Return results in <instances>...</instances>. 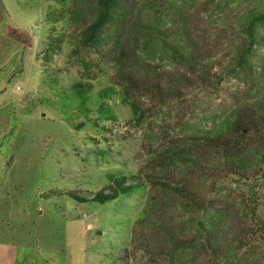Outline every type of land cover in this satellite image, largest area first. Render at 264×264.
<instances>
[{"label": "trees", "instance_id": "obj_1", "mask_svg": "<svg viewBox=\"0 0 264 264\" xmlns=\"http://www.w3.org/2000/svg\"><path fill=\"white\" fill-rule=\"evenodd\" d=\"M59 1L65 9L60 16L50 12L48 17L54 26L65 19L82 25L72 39L70 58L81 63L86 79L76 81L73 88L80 95L98 96L100 119L116 120L109 103L119 97L143 123L151 106L183 103L188 94L212 87L218 78L214 69L224 66L206 45L210 24L224 10L222 0ZM236 3L243 6L238 20L243 37L219 73L244 72L249 90L236 97L215 128L164 125L159 131L163 136L151 139V165L163 169L183 165L215 182L243 184L247 198L231 203L209 200L190 184L154 172L111 173L110 185L97 193H69L80 203L105 204L140 187L149 188L130 245L117 257L121 264L137 259L138 264H264V67L258 70L254 61V48L263 39L264 0ZM221 12L227 16V11ZM63 37L57 31L50 35L43 53L47 71L53 55L61 51ZM92 49L101 56L94 59ZM102 62L110 64L111 71L102 69ZM102 72L107 84L96 87L94 81ZM83 127L85 122L76 128Z\"/></svg>", "mask_w": 264, "mask_h": 264}, {"label": "rangeland", "instance_id": "obj_2", "mask_svg": "<svg viewBox=\"0 0 264 264\" xmlns=\"http://www.w3.org/2000/svg\"><path fill=\"white\" fill-rule=\"evenodd\" d=\"M222 3L227 16L219 11L208 29L211 37L206 38L207 49L224 65L214 69L218 78L213 86L188 94L183 103L156 109L153 105L146 110L145 122L138 123L119 97L109 103L116 120L100 119L98 96L80 95L73 88L76 81L86 79L81 63L70 58L72 39L82 25L66 19L55 26L51 23L48 14L60 16L65 9L59 0H0V159L14 197L30 199L36 220L30 250L23 253L30 256L25 264H121L117 257L130 245L149 188L140 187L105 204L80 203L68 195L97 193L110 185L111 173L154 172L190 184L209 200L231 203L247 198L243 184L215 182L183 165L166 169L151 165V139L163 136L159 131L164 125L215 128L236 97L249 90L244 72L219 73L237 53L243 37L238 22L243 6L236 0ZM53 30L65 37L47 71L43 53ZM262 35V45L254 48L258 70L264 67V29ZM92 53L94 59L101 56L96 49ZM107 64L102 62V69L111 71ZM101 76L94 81L96 87L107 84V74ZM82 122L85 127L77 129ZM138 263L139 259L130 264Z\"/></svg>", "mask_w": 264, "mask_h": 264}, {"label": "crops", "instance_id": "obj_3", "mask_svg": "<svg viewBox=\"0 0 264 264\" xmlns=\"http://www.w3.org/2000/svg\"><path fill=\"white\" fill-rule=\"evenodd\" d=\"M3 162L0 159V264H25L30 256L23 257V253L30 250V238L35 232L34 205L30 199L14 197Z\"/></svg>", "mask_w": 264, "mask_h": 264}]
</instances>
